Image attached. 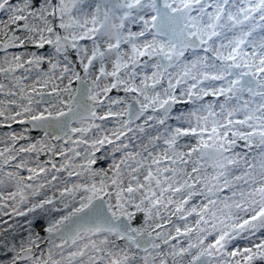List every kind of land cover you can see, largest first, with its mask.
Instances as JSON below:
<instances>
[{"label": "snow or ice", "instance_id": "6c2138e0", "mask_svg": "<svg viewBox=\"0 0 264 264\" xmlns=\"http://www.w3.org/2000/svg\"><path fill=\"white\" fill-rule=\"evenodd\" d=\"M0 264H264V0H0Z\"/></svg>", "mask_w": 264, "mask_h": 264}]
</instances>
